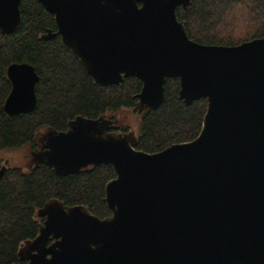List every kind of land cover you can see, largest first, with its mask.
I'll use <instances>...</instances> for the list:
<instances>
[{
  "label": "water",
  "instance_id": "obj_1",
  "mask_svg": "<svg viewBox=\"0 0 264 264\" xmlns=\"http://www.w3.org/2000/svg\"><path fill=\"white\" fill-rule=\"evenodd\" d=\"M21 1L0 0L1 35L21 26ZM37 1L57 29L42 39L59 36L95 83L140 80L137 114L163 103L169 78H178L185 105L203 98L207 107L194 140L154 154L103 118L45 129L27 170L45 164L66 177L112 167L111 216L48 202L38 235L19 252L24 264H264V38L233 47L190 40L175 12L191 0ZM6 77L4 113H31L34 68L13 63Z\"/></svg>",
  "mask_w": 264,
  "mask_h": 264
},
{
  "label": "trees",
  "instance_id": "obj_2",
  "mask_svg": "<svg viewBox=\"0 0 264 264\" xmlns=\"http://www.w3.org/2000/svg\"><path fill=\"white\" fill-rule=\"evenodd\" d=\"M22 23L7 36L0 34V264H24L19 252L36 238L44 218L39 212L56 200L65 207L82 206L99 219L111 216L104 198L105 185L115 178L112 167L99 165L76 175L59 177L45 164L23 170L2 154L27 150L36 152L38 137L45 129L65 132L76 117L111 122L110 131L127 133L115 113L134 111L142 83L135 77L120 85L95 83L80 62L62 44L52 15L37 0H22ZM188 38L206 46L233 47L264 38V0H191L184 10L176 9ZM27 63L38 77L36 104L28 114L8 116L3 105L11 90L8 66ZM179 80L164 84V101L156 110L139 115L136 150L154 154L194 140L202 127L206 99L185 105L178 98Z\"/></svg>",
  "mask_w": 264,
  "mask_h": 264
},
{
  "label": "rangeland",
  "instance_id": "obj_3",
  "mask_svg": "<svg viewBox=\"0 0 264 264\" xmlns=\"http://www.w3.org/2000/svg\"><path fill=\"white\" fill-rule=\"evenodd\" d=\"M115 117L119 119L122 125H129L131 130L135 135H137L139 115L135 111H121L115 113ZM3 159L9 160L12 165H18L27 170L30 165V153L27 150H19L17 152H9L2 154ZM4 166L3 163L0 164Z\"/></svg>",
  "mask_w": 264,
  "mask_h": 264
},
{
  "label": "flooded vegetation",
  "instance_id": "obj_4",
  "mask_svg": "<svg viewBox=\"0 0 264 264\" xmlns=\"http://www.w3.org/2000/svg\"><path fill=\"white\" fill-rule=\"evenodd\" d=\"M47 33H48V32H47ZM47 33H46V34H47ZM46 34H45V35H46ZM52 34H53V33H52ZM123 127H125V125H123ZM120 133H122V132H120ZM90 167H91V166H90ZM90 167H87V168H90ZM87 168H85V169H87ZM83 170H84V169H83ZM43 222H44V221H43Z\"/></svg>",
  "mask_w": 264,
  "mask_h": 264
}]
</instances>
